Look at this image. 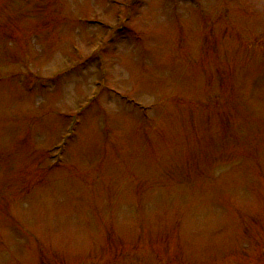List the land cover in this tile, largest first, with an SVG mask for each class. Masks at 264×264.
I'll return each mask as SVG.
<instances>
[{
    "label": "rangeland",
    "instance_id": "obj_1",
    "mask_svg": "<svg viewBox=\"0 0 264 264\" xmlns=\"http://www.w3.org/2000/svg\"><path fill=\"white\" fill-rule=\"evenodd\" d=\"M0 264H264V0H0Z\"/></svg>",
    "mask_w": 264,
    "mask_h": 264
}]
</instances>
